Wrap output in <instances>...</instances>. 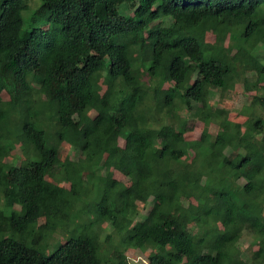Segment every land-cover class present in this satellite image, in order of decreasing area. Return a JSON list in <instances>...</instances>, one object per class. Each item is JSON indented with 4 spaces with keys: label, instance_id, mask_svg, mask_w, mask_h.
<instances>
[{
    "label": "trees",
    "instance_id": "1",
    "mask_svg": "<svg viewBox=\"0 0 264 264\" xmlns=\"http://www.w3.org/2000/svg\"><path fill=\"white\" fill-rule=\"evenodd\" d=\"M27 10L26 0H0V94L9 95L0 101V264H99L92 222H76L86 210L125 248L151 249L148 264H244V230L259 238L252 256L264 264V94H255L264 63L254 55L264 0H40L24 30ZM95 76L105 80L101 95ZM238 83L255 92L244 107L254 120L208 105L212 90ZM182 107L204 125L198 140L186 138ZM212 123L222 127L214 136ZM18 142L25 159L13 166L4 160ZM62 143L81 157L61 162ZM58 168L69 189L46 180ZM111 170L132 187L120 190ZM56 231L66 239L47 253Z\"/></svg>",
    "mask_w": 264,
    "mask_h": 264
},
{
    "label": "rangeland",
    "instance_id": "2",
    "mask_svg": "<svg viewBox=\"0 0 264 264\" xmlns=\"http://www.w3.org/2000/svg\"><path fill=\"white\" fill-rule=\"evenodd\" d=\"M26 3L28 5V10L23 12V20L24 30H29L33 27L31 24V16L32 13L39 7L40 0H26ZM165 25L169 24L168 20H165ZM206 35L205 40L206 42H214V31L210 26H206ZM255 57L259 59L261 62L264 63V45H260L256 52L254 53ZM250 71V70H248ZM247 77L250 79L251 82H253L256 77L257 73L250 72L248 73ZM105 80L103 77L95 76L93 78V84L98 90V93L101 95L105 88ZM170 85L166 84L164 88L169 87ZM31 87L34 91H36L40 87V80H32ZM210 97L208 99V105L211 107V109L215 108H221L228 111V117L230 120H235L240 118L239 115H241L242 118H250L251 120H254L256 117L253 115L256 111L251 110V108H244L250 105L252 101V97L254 96L255 92H247L244 90V87L241 83H238L234 85V88L222 93L220 90L214 89L211 91ZM255 94L263 95L264 92L258 91ZM0 101L1 102H7L9 101V95L7 92L3 91L0 94ZM175 103L178 104V100ZM244 108V109H243ZM179 112V116L181 118L186 119L187 126L191 128V131L186 133V138L189 141L198 140L203 129L204 125L202 122L197 120L193 117L191 112L186 111L185 108L182 107L179 111L177 110V114ZM178 121V120H177ZM207 128V133L210 134V136H214L217 131H219L222 127L218 125L217 123H212ZM46 145L48 147L51 146L52 140L49 138L45 141ZM119 145L123 146V141L119 140ZM230 148L227 149L225 153L229 154ZM192 153L186 154L183 159L189 160ZM80 154L77 149L73 148L72 146L62 143L60 146L59 151V160L63 162L66 158L76 161L80 158ZM25 157L22 151L21 143L18 142L15 144V148L12 151V153L4 160V162L13 165V166H19L24 161ZM96 170L95 174L96 176H104V170L99 168H95ZM113 179L117 180L120 183V190H127L132 187V181L128 178L123 177L122 174L115 170H111ZM46 180L58 185L62 188L69 189L70 183L68 180L65 179L64 174L62 173V169H56L52 171L47 177ZM239 185L242 186L245 184L244 180H240ZM87 187L89 188V183H85ZM93 199H83V202L85 204H89ZM153 201V198L149 199V201L146 204H138L137 205V211L138 215L133 216L132 219L135 220H142L148 213L150 209V204ZM182 203L185 207H188L190 210L191 207H193L196 204V200L192 196H188L182 199ZM0 208L3 207V201L0 200ZM14 208L19 209L18 206H15ZM8 213V211L6 210ZM84 216L82 218L77 219V226L84 225L86 223L92 222L91 230L97 233L98 240L100 244V250H99V256L97 258V262L99 264H117L118 257L117 255L119 253H122L123 257L125 258L124 264H148L147 257L149 253L151 252V249H144V250H137V249H131V248H125L124 245L121 244V240L119 235L116 233L115 228L111 226L108 222H98L95 218L96 216L89 211H85L83 214ZM262 218H264V208L262 211ZM43 220L41 219L39 221V224H42ZM73 227L70 225V230H72ZM192 233L200 236L203 235L204 230L203 228L197 227V225H193ZM66 239V234H64L61 231H56L55 233L48 235V238L46 239L48 243V249L47 253H51L53 251L54 244L58 241L64 242ZM259 238L253 235L250 231L244 230L243 237L240 239V241L237 244V249L239 252V259L244 264H256L254 263L255 260L253 259V253L258 249V242Z\"/></svg>",
    "mask_w": 264,
    "mask_h": 264
}]
</instances>
